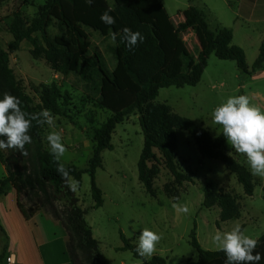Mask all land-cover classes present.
<instances>
[{
  "label": "trees",
  "instance_id": "trees-1",
  "mask_svg": "<svg viewBox=\"0 0 264 264\" xmlns=\"http://www.w3.org/2000/svg\"><path fill=\"white\" fill-rule=\"evenodd\" d=\"M47 0L39 14L30 21L21 12H15L8 23L13 39L7 48L0 47V97L8 93L20 101L21 109L30 117L47 109L51 115H64L63 106L69 96L61 87L52 82L42 83L36 92L39 102L36 103L16 77L10 66V54L20 50L24 40L32 44L35 58H45L50 66L64 74L78 73L96 95L98 104L111 111L107 120L95 131V147L85 169L76 164H64L56 161L51 152L42 148L40 132L47 127L37 120L32 121L28 134L32 142L26 144L23 156L17 149L8 151L18 158L21 156L24 169L12 170L8 166V175L0 179V197L9 187H14L18 195L23 188H31L42 193V203L48 204L46 211L60 220L68 232L67 251L72 264H105L100 250V241L95 238L92 227L86 220L87 208L78 204L75 192L67 187L68 181L57 172V166L63 164L79 184L84 173L91 177V191L94 199L92 208L104 204L103 191L96 180L97 169L103 166L102 152L112 149V134L117 125L136 111L140 114V125L144 135V145L138 161L139 179L146 191L155 195L154 180L159 173L160 160L174 176V181L181 184L192 181V177L183 173L176 161L178 149L177 131L187 130L195 139L198 149L204 158H221V149L226 144L222 132L214 138L208 129L197 125L191 119L174 114L164 103L155 99L161 88L197 85L208 67L211 54L223 60H235L238 69L244 76H252L264 69V41L253 65L247 63L244 49L233 43V30L222 26L213 31L210 28L204 11L190 4L181 11L183 20L174 22L162 0ZM190 1V0H189ZM111 10V11H109ZM114 18L112 25L100 19L104 12ZM57 21L60 33L52 37L47 27ZM143 28V42L129 48L122 40L123 29L134 32L135 27ZM86 27L102 35H115L116 65L109 70L102 55L92 53V42ZM194 32L201 49L194 55L183 33ZM41 33V38L36 33ZM42 119V118H41ZM156 150L161 157L157 155ZM4 150L0 149V162H4ZM26 163H31L28 169ZM226 167L236 173L238 181L248 195L254 193L251 175L240 163L224 160ZM264 188V187H263ZM167 192L178 198L176 188L167 185ZM69 199V205L60 211L55 200L62 197ZM42 204V206H43ZM202 205L211 208L220 206V221H228L240 216L241 203L237 194L232 191L216 192L210 185L204 189ZM19 206L23 214L30 218L39 208L25 207L20 198ZM219 223V222H218ZM196 224L191 232L190 243L196 248L199 258L180 264H225V255L219 250L205 249L197 238ZM123 245L121 250H130L141 264H167L166 259L153 255L147 259L139 256L133 238L121 232ZM257 246L253 252L261 254L259 264H264V233L256 239Z\"/></svg>",
  "mask_w": 264,
  "mask_h": 264
},
{
  "label": "rangeland",
  "instance_id": "rangeland-1",
  "mask_svg": "<svg viewBox=\"0 0 264 264\" xmlns=\"http://www.w3.org/2000/svg\"><path fill=\"white\" fill-rule=\"evenodd\" d=\"M47 0H0V47L6 49L13 35L8 23L15 12H21L27 20L39 14ZM176 24L183 20L181 11L190 4L201 8L206 14L210 28L226 26L233 30V43L241 46L251 67L258 56L260 43L264 40V21L237 18L239 0H162ZM113 5V1L109 0ZM232 4V6H231ZM259 16L258 13H254ZM237 18V19H236ZM236 19V20H235ZM52 37L60 33L59 24L53 21L47 27ZM92 42V53L98 51L104 58L109 70H113L117 59L116 40L113 35H102L86 27ZM143 33L137 24L134 32ZM41 38V33H36ZM190 51L198 55L201 46L192 31L183 33ZM32 44L24 40L20 50L10 54V66L27 93L39 102L36 89L42 83H57L63 93L69 96L63 106L64 115H52L53 126L40 132L42 148L50 151L47 135L58 132L66 151L60 158L64 164L74 163L85 169L93 154L95 131L111 115V111L101 107L96 95L78 73L64 75L54 70L45 58H35ZM261 71V70H260ZM257 71L256 73H258ZM245 95L250 104L264 111V76H244L235 60H223L211 54L209 64L201 81L195 86L164 87L155 99L157 103L168 105L174 114L187 117L197 125L208 129L216 138L221 132L220 125L214 124L211 113L215 107L228 97ZM178 149L176 161L181 171L192 177V181L177 184L174 176L160 160L159 173L154 180L155 195L149 194L139 179L138 161L144 145V135L138 111L128 115L117 125L112 134V149L102 152L103 166L97 169L96 180L103 191L104 204L92 208L94 199L91 191V177L86 172L75 191L78 204L87 208L86 220L92 227L95 238L100 241V250L105 264H141L130 250H121V232L128 238L137 237L141 229L148 228L161 236L153 255L166 259L167 264H180L199 258L198 251L190 243L191 232L196 224L197 238L208 250H218L212 237L217 233L230 231L239 224L242 231L253 239L264 233V177L253 176L243 154L237 153L226 144L221 149V158L202 157L194 137L187 130H178ZM4 150L3 164L12 170L24 169L21 156L15 158L7 148ZM157 155L161 157L156 150ZM224 160L240 163L251 175L254 183L253 195L245 192L236 173L226 167ZM31 169V163H26ZM70 179L75 180L73 177ZM76 181V180H75ZM167 185L176 188L178 198L167 192ZM210 185L216 192L232 191L240 198L241 212L238 218L220 221V206L206 208L202 205L204 189ZM42 193L38 190L23 188L19 194L22 204L27 208L45 210L48 204L42 203ZM67 197L58 198L55 204L62 211L69 205ZM43 204V206H42ZM187 206V214L178 211ZM219 222V223H218ZM135 226L133 232L131 225ZM130 233H132L130 235Z\"/></svg>",
  "mask_w": 264,
  "mask_h": 264
},
{
  "label": "clouds",
  "instance_id": "clouds-1",
  "mask_svg": "<svg viewBox=\"0 0 264 264\" xmlns=\"http://www.w3.org/2000/svg\"><path fill=\"white\" fill-rule=\"evenodd\" d=\"M87 2L91 3L92 0ZM100 19L107 25L115 22L107 11ZM112 39L115 41V35ZM143 39L139 31L123 29L122 40L129 48L135 47L138 41L142 43ZM211 119L214 124L221 126L222 136L231 148L245 156L251 174L264 177V111L251 105L245 95L231 96L214 108ZM33 120H37L41 125L53 126V117L49 110L44 109L38 115L29 117L21 109L18 98L4 93L0 97V149H17L23 156L27 155L24 148L32 142L28 132ZM46 139L51 154L59 162L66 151L61 135L51 132ZM57 172L68 181L67 187L70 191H77L78 182L69 178V172L63 164L58 163ZM178 211L187 214L189 209L187 206H181ZM131 228L133 232L136 230L133 224ZM160 239L158 233L148 228L141 229V234L137 237L136 253L142 257L150 256ZM212 239L218 250L224 253L225 264H259L262 259L260 253L253 254L257 241L246 235L239 224L230 231L217 232Z\"/></svg>",
  "mask_w": 264,
  "mask_h": 264
},
{
  "label": "crops",
  "instance_id": "crops-1",
  "mask_svg": "<svg viewBox=\"0 0 264 264\" xmlns=\"http://www.w3.org/2000/svg\"><path fill=\"white\" fill-rule=\"evenodd\" d=\"M236 17L264 21V0H239ZM258 74L264 76V69L254 75ZM6 175L0 162V179ZM67 243L68 232L48 211L37 210L30 218L23 214L14 187L0 197V264H9L10 255L15 264H72Z\"/></svg>",
  "mask_w": 264,
  "mask_h": 264
},
{
  "label": "built area",
  "instance_id": "built-area-1",
  "mask_svg": "<svg viewBox=\"0 0 264 264\" xmlns=\"http://www.w3.org/2000/svg\"><path fill=\"white\" fill-rule=\"evenodd\" d=\"M7 261H8L9 264H15V261H14L12 255L7 257Z\"/></svg>",
  "mask_w": 264,
  "mask_h": 264
}]
</instances>
